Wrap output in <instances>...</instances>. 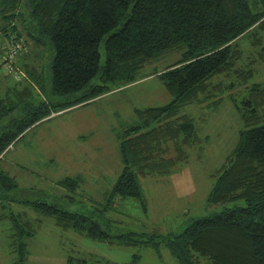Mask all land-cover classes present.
I'll list each match as a JSON object with an SVG mask.
<instances>
[{
    "label": "trees",
    "instance_id": "1",
    "mask_svg": "<svg viewBox=\"0 0 264 264\" xmlns=\"http://www.w3.org/2000/svg\"><path fill=\"white\" fill-rule=\"evenodd\" d=\"M0 9L6 20H19L25 32L14 24L5 28L0 50L19 87L0 97V124L9 122L0 126V197L18 187L1 162L29 128L53 112L87 105L113 87L133 85L142 80L146 66L165 62L150 76L159 78L173 100L137 109V123L117 134L122 170L107 204L98 210L101 216L24 202L38 215L37 222L54 219L62 232L102 242L115 238L127 246L148 244L133 232L112 236L102 215L129 199L146 211L142 179L177 174L189 163L190 150L201 144L197 122L183 108L210 105L264 69V0H1ZM29 39L51 52L48 87L29 56L21 58ZM35 88L49 101L33 102ZM247 91L238 107L243 126L237 146L215 173L208 197L210 205L234 206L168 234L166 245L179 264H264V83L257 81ZM15 113L22 115L16 119ZM58 184L76 193L81 180L69 177ZM9 218L16 254L11 264H27L25 240L35 236V225L26 213ZM70 264L116 263L77 259Z\"/></svg>",
    "mask_w": 264,
    "mask_h": 264
},
{
    "label": "rangeland",
    "instance_id": "2",
    "mask_svg": "<svg viewBox=\"0 0 264 264\" xmlns=\"http://www.w3.org/2000/svg\"><path fill=\"white\" fill-rule=\"evenodd\" d=\"M12 24L25 34L21 22L6 20L0 9V50L7 38L3 31L10 30ZM242 45L246 51L251 50L247 41H242ZM20 55L23 59L29 56L48 87L51 77L47 65L52 59L51 52L29 39L27 49ZM170 57L168 62H172ZM164 63L146 66L142 80L133 85L113 87L112 92L87 105L51 113L10 146L1 169L16 180L18 187L0 197V216L5 217L0 221V264L16 260L11 246L14 223L9 217L20 213H26L36 230L34 237L25 240L27 264H70L77 259H100L116 264H179L166 245L168 234L178 233L196 219L234 206L210 205L208 197L215 173L237 146L243 126L238 107L242 108L247 88L257 81L264 83L262 67L247 85L236 84L210 105L192 104L183 108V114L196 120L201 144L190 150L189 163L177 174L142 179L146 211L137 200L129 199L102 215L106 222L104 228L112 236L133 232V237L142 236L148 244L127 246L115 238L102 242L72 231L62 232L54 219L42 217L37 222L38 215L24 203L44 201L68 212L101 216L98 210L107 204L122 170L117 134L137 123V109L162 107L173 100L159 78L150 76L161 71ZM11 88L19 89L0 54V97H5ZM32 91L36 104L49 101V97L39 95L38 88ZM217 100L221 102L214 106ZM21 115L15 113L14 117L18 119ZM8 123L5 121L0 126ZM69 177L81 180L76 193L58 184Z\"/></svg>",
    "mask_w": 264,
    "mask_h": 264
}]
</instances>
